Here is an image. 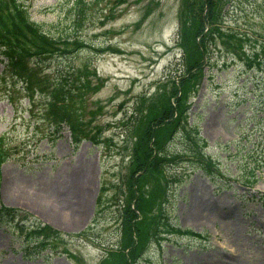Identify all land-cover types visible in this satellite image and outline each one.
Here are the masks:
<instances>
[{"label": "rangeland", "instance_id": "374dc122", "mask_svg": "<svg viewBox=\"0 0 264 264\" xmlns=\"http://www.w3.org/2000/svg\"><path fill=\"white\" fill-rule=\"evenodd\" d=\"M20 1L42 32L61 47L71 43L72 54L32 69L74 90L64 111L78 114L88 137L76 146L65 123L57 133L47 91L30 89L0 56V206L54 232L37 239L0 227V264H112L111 250L132 239L123 217L137 128L151 106L174 101L186 70L185 0ZM214 1L205 24L214 39L186 99L188 127L166 141V152L202 151L220 170L208 174L190 157L166 166L154 197L161 200L168 179L167 203L144 218L149 240L136 264H264V0ZM155 186L149 177L145 188ZM201 200L219 202L220 212ZM162 205L182 231L165 241L152 226Z\"/></svg>", "mask_w": 264, "mask_h": 264}, {"label": "trees", "instance_id": "16d2710c", "mask_svg": "<svg viewBox=\"0 0 264 264\" xmlns=\"http://www.w3.org/2000/svg\"><path fill=\"white\" fill-rule=\"evenodd\" d=\"M214 6V0H203L199 12L207 8V15L202 17L200 13V21L197 22V16H200V14H197V0L184 1L181 36L186 54V70L180 78V90L176 89L173 93L174 101L171 97H167L166 104L151 106L137 128L138 141L133 150L130 165L131 172L128 179L130 194L124 205L123 217V228L126 234H130L132 239L119 250H111L109 256H111V259L114 257L116 260L112 264H136L139 259L144 248V246L141 248V244L149 240V229H143L147 225L144 218L158 202L162 203L164 199V204L167 203L165 188L168 179L165 180L163 199L158 200L154 197L155 190L163 187L162 174H165L166 166L174 164L173 161H181L190 157L195 158L199 164L204 166L208 174L214 169L219 171L216 164L206 158L202 151H195L194 154L190 151L174 154L166 152V141L173 138L175 131L179 129L187 130L188 127V96L190 92L196 90V85L197 87L200 85L201 74L209 59V45L214 39L215 27L212 31L206 33L205 25L206 22L210 23L212 19ZM226 38H234V35L230 34ZM61 45L63 44L60 43V40L52 38L41 31L39 25L31 20L27 8L20 0H0V56L5 61L7 60L6 68L11 70L15 76L24 78L30 89L34 90L38 87L41 91H47L48 104L51 109L49 113L52 115L47 113L48 118L55 123L57 133L62 129L63 123L68 124L72 132L73 144L78 146L88 137L84 136L83 123L79 120L78 114L75 113L76 118H72L71 113L67 114L64 111L68 109L66 103L73 97L74 90L72 88L66 90L62 88L64 85L61 81L50 85L39 78L32 69V64L36 67L45 59L67 56L74 52L72 48H68L71 45L69 41L64 44L67 48L65 46L61 47ZM230 46L238 52L239 48H235V44L230 43ZM258 64L261 63L258 62ZM72 75H68L67 85L72 84ZM102 85L103 82H100L93 88V91L96 92ZM1 155H3V151L0 147V164L2 161ZM149 177L156 179V186L150 191L145 188L146 180ZM248 183H251V180ZM163 205L156 216L157 219L152 224V226L155 225V228L153 227L154 235L159 226L164 229L163 232L157 233V236L163 234V236L157 238L158 240L165 239L164 237L167 236L164 235L182 233L178 227L169 222L168 216L164 213ZM27 216L28 214H23L21 210L2 206L0 208V227H4L9 231H19L22 234H27V237L30 238L44 236L45 239H48L46 236L54 233L51 227L42 225L40 222L37 223L30 216L28 218ZM135 236L137 239L134 238Z\"/></svg>", "mask_w": 264, "mask_h": 264}, {"label": "bare ground", "instance_id": "6f19581e", "mask_svg": "<svg viewBox=\"0 0 264 264\" xmlns=\"http://www.w3.org/2000/svg\"><path fill=\"white\" fill-rule=\"evenodd\" d=\"M42 201V200H41ZM40 200H38V203L41 202ZM37 202V201H36ZM84 202L86 204L87 202V197L86 195L84 196ZM202 203V204H201ZM200 205L203 207L204 205H207V210L210 211L211 213H216V212H220V203L216 202V201H204L201 200L200 201ZM80 211H83V209L81 208ZM207 211V212H208ZM235 263V262H234ZM220 264H229V262H227L226 260L221 261Z\"/></svg>", "mask_w": 264, "mask_h": 264}]
</instances>
